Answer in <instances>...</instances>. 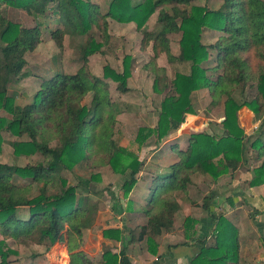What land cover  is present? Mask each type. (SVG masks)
Returning <instances> with one entry per match:
<instances>
[{"label": "trees", "instance_id": "obj_1", "mask_svg": "<svg viewBox=\"0 0 264 264\" xmlns=\"http://www.w3.org/2000/svg\"><path fill=\"white\" fill-rule=\"evenodd\" d=\"M193 1L108 0L103 14L91 0H0V111L10 115L0 117V148L2 133L7 132L17 139L12 143L15 156L38 153L42 158L24 167L0 164V264H8L9 256L16 254L9 248L3 250L7 240L45 245L46 252L57 243H65L69 264H130L127 245L142 244L148 253L156 255L159 238L174 231L180 202L193 204L188 197L192 176L209 175L217 180L236 173L251 158L260 164L252 169L249 185L264 184V0H222L217 10L193 6ZM2 6L23 10L36 18L50 11L60 25L51 33L59 50L65 36H89L81 49V68L75 74L56 73L42 81L30 104L15 103L8 87L29 77L25 55L41 44L40 25L23 28L9 22L3 17ZM153 16L155 28L143 31ZM108 20L134 24L138 32H143L141 50L150 48L152 52L145 66L154 78L152 90L159 95L167 92L155 127L138 129V145H146L148 139L154 138L156 146L170 132L177 131L186 115L194 114L191 95L196 91L206 90L212 106L223 101L224 115L219 124L221 135L193 133L185 150L173 147L176 160L153 178L140 208L145 223L128 229L126 236L119 229L102 230L103 240L121 242L122 247L118 253L103 248L94 260L82 247L84 235L93 227L98 212V202L89 195V188L99 176L92 174L90 179H79L77 185H68L62 178L63 171L83 166L91 171L109 167L118 175L129 172L122 186L127 197L142 167L136 155L115 142L117 118L124 110L111 100L107 84L108 80L117 84L121 94L129 91L131 58H123L121 73L106 66L99 78L88 71V58L110 39ZM92 28L98 30L101 42L92 38ZM204 28L220 33L208 46L201 42ZM176 34H180V40L178 53L174 54L170 36ZM210 52L214 53V65L206 69L203 64L211 58ZM163 55L168 64H188L189 71L175 72L168 78L166 69L157 65ZM249 85L256 87V95L250 100L245 94ZM88 95L92 97L86 105L83 100ZM242 108L251 111L259 123L252 142L238 121L237 113ZM16 178L30 183L19 185ZM35 188L37 196H33ZM208 200L204 198L202 208L213 220L211 243L196 238L197 220L187 217L182 224L185 240L201 245L191 264H238L239 229L224 216L214 215ZM22 209L26 216L18 215ZM60 263L67 264L65 251H61Z\"/></svg>", "mask_w": 264, "mask_h": 264}, {"label": "rangeland", "instance_id": "obj_2", "mask_svg": "<svg viewBox=\"0 0 264 264\" xmlns=\"http://www.w3.org/2000/svg\"><path fill=\"white\" fill-rule=\"evenodd\" d=\"M91 1L99 6L103 14L107 12L108 7L106 3L108 0ZM221 4L222 0H194L191 5L206 7L209 10H217ZM1 12L7 21L19 24L23 28H32L38 24L40 25L41 44L34 52L25 55L27 61L26 72L29 74V77L20 82L11 83L8 87V94L15 99V103L18 105L30 104L42 81L49 80L56 73L72 75L81 68V49L82 46L86 45L89 41L88 35L82 37L65 36L63 48L59 50L51 39V33L58 29L60 25L57 22V17L54 15L52 16L50 11L46 13V16L39 18L29 16L23 10L8 6H2ZM155 25L156 16H153L145 25L143 31H152ZM108 31L110 39H108L107 44L104 45L99 52L88 58V71L92 76L99 78H102L103 69L106 66L121 73L123 70V58L125 56L131 58L130 77L127 80L129 91L125 94H121L116 89L117 84L109 80L107 84L111 100L121 104V108L124 110L117 118L114 131L115 142L118 146L136 155L142 162V167L141 171L136 175V184L127 197L123 195L122 186L125 181H128L129 172L124 175H118L113 173L109 167L91 171L83 166H76L71 171H63L62 178L67 181L68 185H77L79 179H90L92 174H97L99 176L98 181H91L89 188V195L94 201L98 202V212L93 227L84 235V245L82 247L86 255L94 260L100 257L103 248H109L115 253L121 250L120 242L102 239V230L119 229L121 234L126 236V228L132 229L145 223L146 219L143 214L140 213V208L145 204V197L148 192L147 188L150 187L155 175L176 160L173 154L174 151L172 152L171 148L178 147L179 149L185 150L188 144V138L193 133L205 132L221 135L223 132L219 125L224 115L223 101L216 107L212 106L208 92L206 90H199L191 95L194 114L186 115L184 123L177 130L181 131L179 136H177L176 131H174L170 132L168 136L156 146L154 138L148 139L146 145H138L135 142L138 129L143 127H155L161 100L167 92L165 91L163 94L159 95L152 90L154 78L153 75L145 69V66L149 63L152 52L150 48L141 50L140 44L143 32H138L134 24H119L112 20H108ZM90 33L95 42H101L99 32L96 28H92ZM219 36V32L204 28L201 42L205 46H208L213 44ZM179 40L180 34L170 36V48L171 52L174 54L178 53ZM210 53L211 58H209L208 62L203 64V68L209 69L214 65L212 62L214 53ZM157 65L166 69L168 78H171L175 72L187 73L189 71L188 64H168L164 55L157 60ZM245 94L249 100L252 99L256 95V87H254V85L247 86ZM91 97L92 95H88L83 100V103L88 105ZM237 116L239 124L247 135L248 140L250 142L254 141L259 130V123L255 122L253 113L247 108H242L237 113ZM0 117L10 118V115L4 111H0ZM2 137L0 164L24 167L42 161L41 155L38 153L29 157L15 156L13 154L12 143L17 139L7 132H3ZM245 146L247 147L248 144ZM245 157L249 159L246 154ZM261 160H264V157ZM248 162V171L250 173L249 180L244 179L240 181L234 191L232 188L230 190L231 195L234 193L236 194L234 197L240 196L241 200L239 204L244 207L243 210L245 213L248 212L249 217H253L254 220L258 221V219H260L259 216L264 214V184L257 187H251L249 185L252 178L251 171L258 166L260 162H254L251 158ZM243 166H247V164ZM231 175H233V173L223 175L218 178L219 180H214L209 175L196 174L192 176L190 185V189H192L191 196L198 200L199 187L210 189L212 186H217V181L218 183L231 185L228 179L229 176L232 177ZM15 182L19 185H27L30 183L28 180L21 178H16ZM79 192L87 196L84 191L79 190ZM206 193L211 196L210 193ZM37 195L38 192L35 188L33 196ZM226 195V193H217L220 200L226 198ZM209 196H205V198ZM218 200H216V202H218ZM219 203H221V201ZM245 206H247L248 209H246ZM218 207L219 206H217L216 209L217 211L213 214L225 216V210ZM26 213L24 209L18 211V215L20 216H26ZM209 217H211V215ZM245 217L248 218L246 214ZM262 221H264V218H262ZM258 223H262L263 225V229L259 228L258 231L263 237L258 245V250L260 249L259 254L262 255L264 253V222ZM211 241L210 239L208 242L211 243ZM129 246L130 245H127L126 252ZM135 246L139 249L138 246H140V244H135ZM8 248L16 252V254L9 256L8 264H61V251H65L67 264L70 262V256L67 252L65 243H57L46 252L45 245L38 246L31 242L17 244L12 240H7L5 241L3 250ZM255 251L257 253V249H254V252ZM244 264L249 263L245 262Z\"/></svg>", "mask_w": 264, "mask_h": 264}, {"label": "crops", "instance_id": "obj_3", "mask_svg": "<svg viewBox=\"0 0 264 264\" xmlns=\"http://www.w3.org/2000/svg\"><path fill=\"white\" fill-rule=\"evenodd\" d=\"M176 134L179 136L181 131H176ZM171 149L172 152L175 151L174 148ZM248 169L249 167L247 164V166H242L236 173L231 175L232 177L229 176L228 179L230 180L229 182L231 185H225V183L222 184L215 181L217 186H212L210 189L199 187L200 191L198 200L191 196L192 189H190L191 186H189V199L193 204L190 202H180V211L174 218V231L166 233L159 238L157 254L151 255L144 249L142 244L138 246L139 249L135 244H131L126 252L130 264H191L193 257L200 252L201 245L194 240H185L182 224L187 217L197 220L199 222V225L196 226V238L198 241H209L211 239L210 235L214 229L213 221L212 218L209 217V212H205L202 208L203 198L209 196L206 192L211 195L209 196L210 198L207 197L209 198L208 207L210 211L212 213L216 212L217 206H219L218 208L225 210L224 218L232 222L238 229L240 228L239 243L241 248L239 251L238 264H244L245 262L249 264H264V253L260 255V249L258 250V245L263 239L262 235L258 233L259 228L263 229V225L258 222H264L262 221L264 214L259 216L260 219H258V221L254 220L253 217H249V213H245L243 210L244 207L239 204V201L241 200L240 196L234 197L236 194L234 193L231 195L230 190L232 188L234 191L240 181H243L244 179L249 180L250 173ZM163 170L159 171L158 174L162 173ZM148 190L149 187L147 188V191ZM250 191L254 192L253 190ZM217 193H226V198L220 200ZM216 200H218V202H216ZM220 201L221 203H219ZM245 208L248 209L247 206H245ZM245 214L250 220L245 217ZM128 229L126 228V234L129 231ZM119 244L121 248L122 243L120 242ZM254 249H257V253L256 251L254 252Z\"/></svg>", "mask_w": 264, "mask_h": 264}]
</instances>
